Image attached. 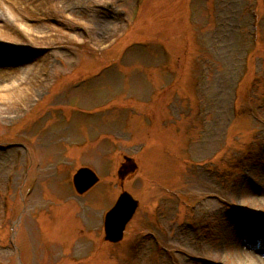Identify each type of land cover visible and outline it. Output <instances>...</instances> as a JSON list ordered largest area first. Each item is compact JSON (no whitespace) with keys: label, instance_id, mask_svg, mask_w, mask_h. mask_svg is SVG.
<instances>
[{"label":"rangeland","instance_id":"374dc122","mask_svg":"<svg viewBox=\"0 0 264 264\" xmlns=\"http://www.w3.org/2000/svg\"><path fill=\"white\" fill-rule=\"evenodd\" d=\"M12 1L0 78L39 85L0 105V264H264V0Z\"/></svg>","mask_w":264,"mask_h":264},{"label":"water","instance_id":"95a60500","mask_svg":"<svg viewBox=\"0 0 264 264\" xmlns=\"http://www.w3.org/2000/svg\"><path fill=\"white\" fill-rule=\"evenodd\" d=\"M137 167L138 165L132 157L125 156V162L121 165L118 172L119 178L123 181L125 175L129 172H134ZM99 180V174L88 166L79 168L73 176L74 187L79 194L87 192ZM139 204V200L129 191L122 190L117 201L105 216L104 239L106 241L117 243L123 240L127 224L133 218Z\"/></svg>","mask_w":264,"mask_h":264},{"label":"bare ground","instance_id":"6f19581e","mask_svg":"<svg viewBox=\"0 0 264 264\" xmlns=\"http://www.w3.org/2000/svg\"><path fill=\"white\" fill-rule=\"evenodd\" d=\"M10 3L13 4L12 0H0V8L4 10V5H10ZM49 3V2H47ZM0 20L3 19V14L0 13ZM5 18V17H4ZM4 21V20H3ZM13 29L12 31H14ZM0 33L7 34L8 31L0 25ZM16 33H18V30H16ZM1 61V59H0ZM1 72V71H0ZM24 72V71H23ZM21 71L19 65H12V67L9 69V76L10 78L5 80L8 81L7 83H3V78H0V105H15V104H25L26 101L31 99L35 95V88L39 85L38 81L35 80H29L24 81L23 79L24 74ZM253 261H251L249 264H261L260 260H255L251 258Z\"/></svg>","mask_w":264,"mask_h":264},{"label":"flooded vegetation","instance_id":"af4514ba","mask_svg":"<svg viewBox=\"0 0 264 264\" xmlns=\"http://www.w3.org/2000/svg\"><path fill=\"white\" fill-rule=\"evenodd\" d=\"M128 167V166H127Z\"/></svg>","mask_w":264,"mask_h":264}]
</instances>
